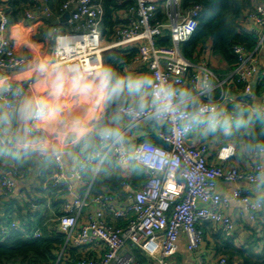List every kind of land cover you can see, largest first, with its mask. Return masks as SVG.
Returning <instances> with one entry per match:
<instances>
[{
  "label": "built area",
  "instance_id": "1",
  "mask_svg": "<svg viewBox=\"0 0 264 264\" xmlns=\"http://www.w3.org/2000/svg\"><path fill=\"white\" fill-rule=\"evenodd\" d=\"M126 1L116 0L119 5ZM128 1L132 4L118 13V19L123 24L114 30L113 38L107 40L101 33L104 13L102 0H65L60 11L69 12L65 23L71 28L66 33L55 35L53 50L44 62L51 67L64 66L73 73L83 74L85 84L98 90L101 80L97 74L103 69L104 53L117 48L136 49L139 62L148 70L155 85L163 83L179 91L185 89L189 82L198 103L194 111L187 108L190 115L185 119L170 116L157 118L154 115L152 89L149 88V97L143 108L121 105L114 112L128 117L131 125L144 121L158 122L161 127L155 137L160 143L141 140L128 148L124 141L125 132L119 135L102 133L92 152L80 161L70 175L63 170V155L57 147V131L46 135L40 127V122L48 114L47 109L36 107L32 110L26 133L35 138L40 156L50 157L56 165L57 172L53 175L51 186L65 187L66 195L70 193L72 196L62 204L60 214L53 220L56 222L55 229L65 235L66 243L79 249L103 247L96 259H83L73 264H138L134 254L136 250L151 264H167L177 250L181 233L186 238L188 250L198 249L204 239L200 223L219 225V231L225 237H232V220L223 212L231 199L242 204L249 219L254 222L264 208L260 199H254L241 189H234L230 198L215 191L218 179L236 182L246 178L250 183H255L264 173V148H259L253 154L260 155L262 160L255 162L251 171L245 174L237 167L210 164L207 143H187L195 128L206 129L210 124L219 123L208 121V109H221L231 119L233 117L227 110L229 105L258 111L264 116V99L256 109L247 99L253 95L250 83L256 80L257 85L259 80L258 55L264 53V6L256 5L246 13L240 24L241 31L256 35L255 47L251 52H246L240 46L233 47L238 63L225 76L219 77L205 59L194 63L183 55L180 48V44L188 41L198 27L200 5L184 7L182 0ZM44 12L49 14L46 7ZM26 17L34 19L29 13ZM7 26V16L0 8V69L21 70L28 59L18 55L14 42L4 35ZM252 27H257L258 31L252 30ZM163 39L169 45L159 42ZM232 79L242 84L244 97L235 98ZM24 86L21 82L17 85L7 83L5 86L2 94L5 127L11 126V114L22 96ZM200 109L205 111L201 114ZM234 152L232 144L221 146L216 158L224 162ZM108 162L125 169L135 163L142 168L145 181L125 200H119L110 193L94 195L92 180L72 191L73 183L82 181L84 171L91 168L94 178ZM16 177L17 173L13 170L4 173L0 180V191L14 194ZM30 206L32 214L36 216L40 213V205L32 203ZM82 215H86V220L80 223ZM107 217L121 220L123 224L109 223ZM24 225L18 221H1L0 242L13 230L25 233L27 237L40 235L37 228L25 232ZM215 264L242 263L230 262L222 256Z\"/></svg>",
  "mask_w": 264,
  "mask_h": 264
},
{
  "label": "crops",
  "instance_id": "2",
  "mask_svg": "<svg viewBox=\"0 0 264 264\" xmlns=\"http://www.w3.org/2000/svg\"><path fill=\"white\" fill-rule=\"evenodd\" d=\"M4 1V0H1ZM35 3L33 7L26 12L33 15L34 19H27V21L35 20L40 21L45 18H52L53 25L50 26L46 41L31 42L27 34L31 30L23 31L22 25L9 24L6 33L7 38L11 39L15 45V51L18 55L28 59L27 65L21 70L4 71L0 69V133L4 140L12 143V147L17 150H29L38 152V146L34 137L26 133V126L32 110L36 107H44L47 109L48 114L40 122V127L46 135L52 134L57 131L58 142L57 147L61 150L63 155V170L66 175H70L75 171L80 161L90 154L96 145L98 136L102 133L109 132L112 135L125 132L124 141L128 148H132L138 141L147 140L153 143H160L156 139V131L161 127L158 122L144 121L135 125H131L128 117L120 115L108 105L109 100L113 97L110 94L109 88H100L94 90L85 84L83 74L73 73L67 67H51L44 61L50 52L53 50L54 37L58 33H66L71 27L66 25V18H63L65 12L54 14L50 8L45 4V0H33ZM264 6V3L259 4ZM44 7L49 11V14L44 12ZM41 23H36L33 32L39 33L42 31ZM39 30V31H38ZM252 30L258 28L252 27ZM210 45V47L208 46ZM130 48H117V50L125 51L122 54L127 55ZM111 51L104 53V56H109ZM205 59L211 69L219 75L225 76L230 67L227 62L219 55L212 51L211 42L207 41L203 44L197 55L195 56L194 63H199ZM259 75H264V53L258 55ZM106 69L103 64V69L98 72L97 76L101 80L104 70ZM120 75L125 77L129 75L150 74L148 70L139 62L137 55L128 58L127 62L120 67ZM24 83L25 86L22 90V96L16 104L15 110L12 112L11 126L5 127L4 119L6 112L2 102V94L7 83L17 85ZM185 89L191 92L189 82L186 83ZM125 97L127 101L136 107H140L141 98L137 94H130L125 89L124 93L119 98ZM143 103L146 105L149 97V88L144 90ZM78 98V99H76ZM235 98L238 95L235 94ZM264 95L254 97L251 102L254 108H258ZM189 110L194 111V106H189ZM217 111H221L218 109ZM223 113V111H221ZM255 112V111H251ZM221 123L210 124L211 127H218ZM199 129V127H197ZM126 130V131H125ZM197 129L193 131L190 139L187 140L188 144L197 145L205 142L208 145V161L210 164H222L225 168L237 167L240 171L248 174L251 171L252 165L255 162L262 160V157L252 155L251 152L242 146H235L233 142L221 144V141L206 140L198 134ZM232 144L235 147L234 155L222 162L216 158V152L221 146ZM92 173L91 168H88ZM37 172H31L29 176L17 181L14 197L18 200L20 206L24 202L29 201L28 195L35 189V178ZM83 181L73 183V192L82 187ZM234 189H241L249 194L254 199H260L264 203V173H262L255 183H250L246 178L236 181L228 182L218 179L215 183V191L223 197H231ZM71 194L66 195L63 199L70 200ZM43 210V209H42ZM260 216L264 215V209L261 210ZM42 212V211H41ZM90 212V210H89ZM223 212L230 217L233 224V233L231 246L233 249H241L246 246L250 241L253 233L260 231L259 221H251L248 217L243 205L236 201L230 200L227 207ZM86 214V212L84 213ZM259 216V218H260ZM86 220V215H82L80 223ZM200 227L204 231V239L198 249L190 251L187 248L186 238L181 233L177 241L176 252L168 259L167 264H215L222 256L228 258L230 262H241L240 258L236 255L229 257L223 254L220 248V233L219 225L209 222L200 223ZM258 234L257 236H259ZM264 246V241L259 240L257 252L261 251ZM135 253L138 264H151L145 256L139 251Z\"/></svg>",
  "mask_w": 264,
  "mask_h": 264
},
{
  "label": "trees",
  "instance_id": "3",
  "mask_svg": "<svg viewBox=\"0 0 264 264\" xmlns=\"http://www.w3.org/2000/svg\"><path fill=\"white\" fill-rule=\"evenodd\" d=\"M64 1L45 0V4L54 14H58ZM34 3L33 0H0V8L7 16L8 25L20 23L24 32L31 30V33L27 34L31 42H44L50 26L54 24L53 19L27 21L25 14ZM261 3H264V0H182L184 7L201 6L195 33L188 41L180 44L183 55L193 62L198 48L209 41L212 51L219 54L230 69H233L238 63L233 47L240 46L246 52H251L256 45V35L241 31L240 24L246 13ZM131 4L128 0L120 5L116 0H102L104 13L101 33L105 39L113 38L114 30L123 24L118 19V13ZM36 23L43 25L42 31L38 30L39 33L33 32L37 28H34ZM159 42L169 45L166 39ZM123 52L125 51L113 49L108 57L103 56V64L106 68L114 69L117 75L121 74L120 67L127 62L128 58L137 54L136 49H129L126 51L127 55L122 54ZM231 86L238 98L244 97L243 86L240 82L232 79ZM261 95H264V75H259L254 97ZM247 99L251 101L253 95L248 96ZM108 105L110 109H113L117 106L131 104L122 96V99L111 97ZM227 110L233 117L228 130L226 131L221 124L214 131L211 130V126L206 129L196 128L202 139H215L221 141V144L233 142L235 146H244L252 155L259 148H264V116L258 111L251 112L246 108L231 105L227 107ZM10 170L17 173V181L26 179L31 172H37L34 182L35 189L31 190L28 195L29 201L24 202L22 206L19 205L14 194L0 191V222L3 220L23 222L25 232H32L37 228L40 235L27 237L20 231H11L4 241L0 242V264H73L83 259H96L102 253L103 247L100 246L79 249L69 242L66 243L65 235L55 229L56 222L53 220L60 214L62 204L65 202L63 197L66 189L62 186H51L53 175L57 172L54 161L50 157H41L38 152L13 148L12 143L4 140L0 133V180L3 174ZM90 180H92L94 195L110 193L119 200H125L140 188L145 181V174L142 168L135 163L125 169L116 163L108 162L101 167L94 178L87 170L82 173L83 183ZM32 203L41 206L42 212L40 211L36 216L30 212ZM260 213L262 211L257 216L260 224V231L257 235H260L253 233L250 241L241 249H233L232 238L225 237L219 231L220 248L223 254L229 257L236 255L242 264H264V246L260 252L255 249L259 240L264 241V215L260 216ZM107 221L123 224L121 220L116 221L111 217H107ZM135 253L137 254L136 251Z\"/></svg>",
  "mask_w": 264,
  "mask_h": 264
},
{
  "label": "clouds",
  "instance_id": "4",
  "mask_svg": "<svg viewBox=\"0 0 264 264\" xmlns=\"http://www.w3.org/2000/svg\"><path fill=\"white\" fill-rule=\"evenodd\" d=\"M110 94L113 97H120L124 93L125 89L130 94H137L141 98L140 107L143 108L145 105L144 90L147 88L152 89L154 115L157 118L170 116L175 119H185L190 114L187 112L189 106H195L198 103L196 97L192 95L186 89L176 90L171 85L159 84L155 85L148 74L129 75L127 77L123 75H117L115 70L112 68H106L101 78L100 87L109 88ZM206 87H210L207 86ZM205 109H200L202 114ZM209 115L207 119L210 123L219 121L221 125L227 131L230 124L231 118L224 115L221 111L216 109H208ZM222 117V119H221ZM239 123V121H237ZM211 130H215L213 126ZM116 135H119L118 133Z\"/></svg>",
  "mask_w": 264,
  "mask_h": 264
},
{
  "label": "water",
  "instance_id": "5",
  "mask_svg": "<svg viewBox=\"0 0 264 264\" xmlns=\"http://www.w3.org/2000/svg\"><path fill=\"white\" fill-rule=\"evenodd\" d=\"M69 17V12H65L64 15H63V18H68ZM250 86H251V93L254 94L255 93V90H256V80H253L251 83H250ZM1 127V125H0Z\"/></svg>",
  "mask_w": 264,
  "mask_h": 264
},
{
  "label": "rangeland",
  "instance_id": "6",
  "mask_svg": "<svg viewBox=\"0 0 264 264\" xmlns=\"http://www.w3.org/2000/svg\"><path fill=\"white\" fill-rule=\"evenodd\" d=\"M208 46L210 47V45L208 44ZM200 48V47H199ZM199 48H198V50H199ZM198 50H197V52L195 53V56L197 55V53H198Z\"/></svg>",
  "mask_w": 264,
  "mask_h": 264
}]
</instances>
